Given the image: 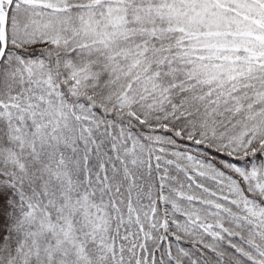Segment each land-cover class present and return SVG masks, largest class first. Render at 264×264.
I'll list each match as a JSON object with an SVG mask.
<instances>
[{
    "label": "snow or ice",
    "instance_id": "obj_1",
    "mask_svg": "<svg viewBox=\"0 0 264 264\" xmlns=\"http://www.w3.org/2000/svg\"><path fill=\"white\" fill-rule=\"evenodd\" d=\"M0 264H264V0H0Z\"/></svg>",
    "mask_w": 264,
    "mask_h": 264
}]
</instances>
